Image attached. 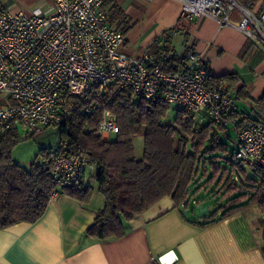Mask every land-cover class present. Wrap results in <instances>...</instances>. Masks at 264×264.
<instances>
[{
	"label": "built area",
	"instance_id": "2783aa9c",
	"mask_svg": "<svg viewBox=\"0 0 264 264\" xmlns=\"http://www.w3.org/2000/svg\"><path fill=\"white\" fill-rule=\"evenodd\" d=\"M104 1L53 0L49 12L0 6V138L12 128L33 135L57 127L71 95L83 98L98 89L108 93V103L120 93H130L163 101L198 124L207 118L229 126L237 146L232 160L244 168H264V117L238 116L226 88L207 85L212 70L194 50L185 54L183 67L174 73L163 70L168 59L164 51L158 55L145 51L138 57L121 53L123 26L109 23ZM175 1L180 14L172 33L184 21L214 18L222 26L238 29L264 52V0ZM233 11L239 14L236 22L231 20ZM97 107L93 104L87 111ZM117 130L115 117L105 110L99 134L107 139ZM43 165L49 166L57 188L80 182L93 168L85 156L69 153L62 144L54 147L52 161ZM176 259L166 252L157 261L172 264Z\"/></svg>",
	"mask_w": 264,
	"mask_h": 264
},
{
	"label": "trees",
	"instance_id": "16d2710c",
	"mask_svg": "<svg viewBox=\"0 0 264 264\" xmlns=\"http://www.w3.org/2000/svg\"><path fill=\"white\" fill-rule=\"evenodd\" d=\"M102 8L106 10L110 24H121L124 33L128 30L121 10L114 2L105 0ZM160 51L168 54L163 67L165 72L174 73L183 67L185 55L181 58L171 55L167 47ZM207 85L225 87L228 93L233 91L236 99L248 97L235 72L212 76ZM107 98L108 93L98 89L83 98L71 95L68 111L57 126L58 141L54 145L62 144L69 153L85 156L93 166L97 190L103 196L104 205L95 213L92 224L85 230L86 235L98 241L122 237L136 215L165 196L171 198L175 208L186 207L188 197L194 193L191 188L197 186V191L203 183L213 182L216 186L224 177L223 170L233 171L240 181L231 174L227 176L225 192L231 196L227 200L229 206L219 216H216L219 208L202 216L207 219L203 226L253 203L264 210V168L260 165L244 168L233 160H228L225 169L214 164V159H221L219 155L228 152L224 139L228 137L226 129L229 126L224 127L207 118L198 124L178 109L173 122L166 123L164 119L170 106L163 101L145 100L130 93H120L109 103ZM255 103L264 110V93ZM93 104L98 107L87 111ZM105 110L112 113L118 125L117 132L107 139L99 134ZM236 113L251 118L238 109ZM138 135L143 136L141 157H136L133 144V138ZM20 139L16 128L0 138V230L37 221L54 193L74 198L82 204L87 203L93 193V187L81 181L56 187L49 166L43 165L52 161L54 147L41 148L40 160L33 161L28 167L20 165L11 154ZM218 161L221 164L222 161ZM246 169L251 172L253 169L257 180L248 177ZM202 178L205 182L199 183Z\"/></svg>",
	"mask_w": 264,
	"mask_h": 264
},
{
	"label": "crops",
	"instance_id": "0c3cea01",
	"mask_svg": "<svg viewBox=\"0 0 264 264\" xmlns=\"http://www.w3.org/2000/svg\"><path fill=\"white\" fill-rule=\"evenodd\" d=\"M111 1L129 27L118 47L121 53L138 57L148 51L158 55L167 47L171 55L181 58L194 50L202 55L213 76L238 74L248 95L236 99L233 91L229 92L238 111L251 118L264 117V110L255 103L264 93V52L238 29L205 17L184 21L182 28L172 33L180 14L177 1ZM52 3L0 0L2 7L25 12L34 8L49 12ZM233 12L231 20L236 22L239 14ZM246 173L257 180L253 169H246ZM228 174L237 179L233 171ZM81 182L93 187L87 203L56 193L34 223H18L0 230V264H159L157 258L166 252L177 257L172 264H264V210L256 203L203 226L206 217H195L194 213L185 216L181 209L189 210L193 203L195 208L207 206L210 213L219 208V216L229 206L231 196L202 200L199 195L203 189H198L188 197L186 207L179 208L165 196L136 215L122 237L98 241L85 234L104 205L93 168L83 173Z\"/></svg>",
	"mask_w": 264,
	"mask_h": 264
},
{
	"label": "rangeland",
	"instance_id": "374dc122",
	"mask_svg": "<svg viewBox=\"0 0 264 264\" xmlns=\"http://www.w3.org/2000/svg\"><path fill=\"white\" fill-rule=\"evenodd\" d=\"M0 98H2V95H0ZM175 114H176V109L174 107H170L164 119L165 122L172 123L175 118ZM17 131L21 139L12 148L11 154H12V158L24 167H28L35 160L36 161L40 160L38 155H39V151L41 148H45V149L53 148L54 145L58 141V128L56 126H48L44 128L41 132L35 133L32 136L31 135L26 136V134H24L20 129H18ZM226 134L228 137L224 139V142L227 145L228 152L224 154L223 156L220 154L219 156L222 157L221 159L217 158L213 160L215 162L214 164L219 166L220 169H223V168L225 169L224 165L228 164L229 162L228 160H232V154L237 149L236 135L234 131L230 127H227ZM133 144H134L136 157H141L142 149H143V136L142 135L135 136L133 138ZM216 154H219V153H216ZM216 154H213V155H216ZM218 160L222 161L221 164H219L220 162ZM208 169H209V166H208ZM236 169L238 170L237 167ZM223 171H224V177L222 178L221 182L216 184V186L213 185L214 182L211 184L203 183L198 188L199 190L203 189L199 195L200 199L207 200L210 197H216V196H218L219 198H223V199L227 198V194L225 192L227 183H225V180L227 176L229 175L228 174L229 170H223ZM237 180L240 181L239 178H237ZM202 181L205 182L204 178L200 179L198 182L201 183ZM93 185H95V182L93 183ZM195 187L197 186H193L190 191L195 192L197 189ZM210 193L212 195H209ZM216 201H219V200L217 199ZM190 205L191 207L188 210L187 215L192 216L194 213L195 217H202V216H207L210 213V209H208L203 215L197 216L198 210L195 208V205H193V203H190Z\"/></svg>",
	"mask_w": 264,
	"mask_h": 264
},
{
	"label": "water",
	"instance_id": "95a60500",
	"mask_svg": "<svg viewBox=\"0 0 264 264\" xmlns=\"http://www.w3.org/2000/svg\"><path fill=\"white\" fill-rule=\"evenodd\" d=\"M196 209L198 210L197 216H201V215H203L207 211V206H204L203 207L201 205H197L196 206ZM181 210H182L183 215L187 216L188 210L187 209H184V208H182Z\"/></svg>",
	"mask_w": 264,
	"mask_h": 264
}]
</instances>
